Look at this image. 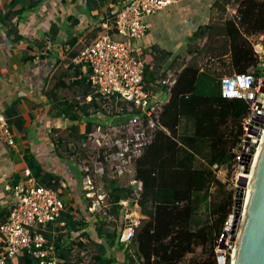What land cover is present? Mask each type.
I'll use <instances>...</instances> for the list:
<instances>
[{"label": "crops", "instance_id": "obj_1", "mask_svg": "<svg viewBox=\"0 0 264 264\" xmlns=\"http://www.w3.org/2000/svg\"><path fill=\"white\" fill-rule=\"evenodd\" d=\"M122 3L0 0V113L7 118L14 139L13 144L0 140V221L12 201L8 186L24 178L23 170L29 167L25 154H29L43 171L61 177L56 188L65 203L63 216L69 213L86 223L84 235L80 234L83 228L68 229L63 217L43 231L63 233L62 239L87 245L100 240L94 228L95 216L101 212L87 209L80 163L74 162L73 156H63L58 144V137L68 135L67 126L73 121L55 113L52 94L66 100H91L92 93L84 95V89L70 85L64 74L69 68L68 53L78 52L96 37L102 18ZM238 14L243 16L239 19ZM145 23L144 34L133 39V46L148 64V89L161 105L160 112L163 110L164 123L158 128L166 133L175 118L177 134L189 133L186 121L194 117L183 115L179 107L196 105L194 99L203 98V94L209 100L207 92L220 88L221 77L262 68L258 42L264 41V0H175L146 16ZM217 103L212 102L216 110L211 108L210 119L226 121L227 113ZM98 113L95 115L101 121ZM85 118L81 116L80 130ZM217 129L223 134V123ZM113 247L108 248V254L115 255L114 264H121L122 253L119 250L118 256Z\"/></svg>", "mask_w": 264, "mask_h": 264}, {"label": "trees", "instance_id": "obj_2", "mask_svg": "<svg viewBox=\"0 0 264 264\" xmlns=\"http://www.w3.org/2000/svg\"><path fill=\"white\" fill-rule=\"evenodd\" d=\"M242 16L238 14L237 17L240 19ZM77 53L75 50L68 53L69 68L64 74L69 78L70 85L84 89V95L92 93L91 100L79 102L52 94L55 113L67 115L73 121L67 126L68 135L58 137V144L65 152L62 155L68 158L73 156L74 162L87 155L85 143L88 135L97 124H101L95 113L103 110L107 99L112 102L113 113L124 118L139 111L134 107L129 108V102L95 92L87 80L90 68H83L82 64L72 61ZM147 66L145 64L144 81L148 89ZM253 72L255 75L262 74L260 67ZM221 80L222 77L219 87ZM207 94L212 96H209V100L204 99L203 94V98L194 99L196 105L179 107L180 113L194 117L186 121L189 133L177 134L175 118L169 133L157 128L151 141L137 157L135 175L143 185L139 204L146 217L131 240L127 243L117 240V224L121 215L118 200L129 196L131 187L116 177L103 175L101 180L109 205L105 212L95 216L94 230L100 240H92L94 248L88 260L74 252L75 244L76 247L84 246L80 240L67 241L61 238L63 233L52 235L43 231L47 239L54 243L62 259L61 264H114L117 260L115 255L108 254V248L112 246H116L123 255L121 264H216L214 247L225 220L233 211L234 188L228 186L226 178L217 175L212 165L216 163L225 167L227 173L233 169L236 159L234 147L242 134L241 121L247 114V103L239 97H223L220 88ZM214 101L221 103L219 109L227 113L226 121L210 119ZM212 109L216 110V107ZM162 112L159 115L161 124L164 123ZM81 116L86 117L82 130L79 129ZM219 123L224 125L223 134L217 129ZM25 160L39 183L58 187L60 176L43 171L41 164L29 154H25ZM63 214L64 211L57 221L63 217L68 229L83 228L80 234L84 235L85 221L74 219L69 213ZM11 263L35 264L36 259L25 251Z\"/></svg>", "mask_w": 264, "mask_h": 264}, {"label": "built area", "instance_id": "obj_3", "mask_svg": "<svg viewBox=\"0 0 264 264\" xmlns=\"http://www.w3.org/2000/svg\"><path fill=\"white\" fill-rule=\"evenodd\" d=\"M173 1L123 0L118 9L102 18L98 35L84 43L73 58L83 68H90L87 80L95 92L116 100L122 99L129 102V108L139 110L131 114L122 126L97 124L85 143L87 155L79 161L81 188L89 202V212H105L109 205L106 192L98 181H102L103 175L126 178V184L131 187L130 195L118 200L121 216L117 240L121 243L131 240L136 228L146 217L139 204L143 185L142 180L135 175V162L160 126L161 111V105L146 88L145 59L135 52L133 39L144 34L146 16L165 9ZM115 34L121 38H115ZM258 45L259 57L263 62L264 41L258 42ZM262 86L263 71L261 75L249 71L232 73L221 80L223 97H239L247 103V114L241 121L242 134L234 147L235 164L238 167L234 182L243 172L241 164L245 154H250L249 172L264 135ZM0 140L14 143L10 124L3 113H0ZM87 143L91 144V148ZM212 167L219 176L223 166L214 163ZM23 174V179L8 186L12 201L6 217L0 221V264H12L11 260L25 251L36 259L35 264H61L62 259L54 243L47 239L43 229L60 217L65 207L64 200L57 188L39 183L29 167L24 168ZM246 191L244 188L245 194ZM230 224L228 216L215 243L216 264H232L234 241L230 238V229L226 228Z\"/></svg>", "mask_w": 264, "mask_h": 264}, {"label": "water", "instance_id": "obj_4", "mask_svg": "<svg viewBox=\"0 0 264 264\" xmlns=\"http://www.w3.org/2000/svg\"><path fill=\"white\" fill-rule=\"evenodd\" d=\"M261 70L264 72V56ZM249 160L250 154H245L241 164L244 173ZM249 173V177H237L231 224L226 226L234 241L232 264H264V135Z\"/></svg>", "mask_w": 264, "mask_h": 264}, {"label": "rangeland", "instance_id": "obj_5", "mask_svg": "<svg viewBox=\"0 0 264 264\" xmlns=\"http://www.w3.org/2000/svg\"><path fill=\"white\" fill-rule=\"evenodd\" d=\"M114 37L115 38H121V36L118 34H115ZM103 107H104L103 110L98 113L99 115L100 114L102 115L100 117V119H101L100 123L102 124V126H105L106 123L109 124V126H111V125L122 126V124H125L128 121V118H124L123 115H120V114L117 115L116 113H113L111 100L107 99L105 101V104L103 105ZM87 146L89 148H91L90 143L89 144L87 143ZM237 170H238V167H237V164H235L233 166V169L231 171H229L228 173H227L226 168L223 167L222 172L219 174V176L222 179L226 178V180H228V186L234 188V193H235V187H236L235 182L236 181L234 182L233 178H234ZM246 177H248V176H246ZM98 181H99V183H101L100 186L103 188L104 184L102 183V181H100V180H98ZM122 181H126V178H121V182ZM117 225H119V224H117ZM75 248H76L75 252H78L79 255H81L83 257V259L86 261L89 259L90 254L93 251L94 245L92 243H91V245L90 244L87 245V243L86 244L84 243V246L78 245V247H75ZM199 249H200V247L197 248V250H199ZM113 250L115 252H117V255L119 256L120 253H119V250L117 249V247L116 248L113 247ZM80 252H82V253H80ZM120 256H121V258L123 257L122 254ZM188 256H189V254H188Z\"/></svg>", "mask_w": 264, "mask_h": 264}, {"label": "bare ground", "instance_id": "obj_6", "mask_svg": "<svg viewBox=\"0 0 264 264\" xmlns=\"http://www.w3.org/2000/svg\"><path fill=\"white\" fill-rule=\"evenodd\" d=\"M240 174H243V175H245V176H250V173L248 172V173H244V172H242V173H240Z\"/></svg>", "mask_w": 264, "mask_h": 264}, {"label": "clouds", "instance_id": "obj_7", "mask_svg": "<svg viewBox=\"0 0 264 264\" xmlns=\"http://www.w3.org/2000/svg\"><path fill=\"white\" fill-rule=\"evenodd\" d=\"M230 94H233L234 95L235 93H230Z\"/></svg>", "mask_w": 264, "mask_h": 264}]
</instances>
